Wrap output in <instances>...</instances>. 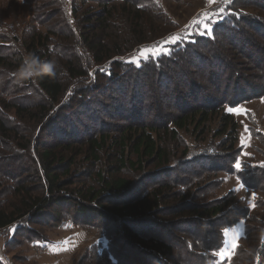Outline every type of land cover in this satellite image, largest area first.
Instances as JSON below:
<instances>
[{
	"label": "trees",
	"instance_id": "16d2710c",
	"mask_svg": "<svg viewBox=\"0 0 264 264\" xmlns=\"http://www.w3.org/2000/svg\"><path fill=\"white\" fill-rule=\"evenodd\" d=\"M18 1L27 4L13 0ZM63 1L33 0V20L41 28L47 24V30L32 26L30 36L13 39L22 52L0 54L7 79L0 85V232L14 228L16 237L47 242L33 226L41 227L45 214L57 210L54 218H47L55 227L65 225L59 210L69 206L82 217L98 215L108 225L103 233L108 247L98 243L84 249L77 264H122L118 243L143 258L135 264H264V201L244 206L231 192L210 199L222 182L220 175L264 195V164L236 167L239 126L225 111L264 97V0H219L186 26L171 22L153 0H69L67 10ZM91 3L98 8L89 7ZM56 14L61 21L52 23ZM120 21L128 26L127 35L121 34ZM74 27H80L78 33ZM114 36L110 45L107 39ZM3 41L5 35L0 44L8 46L0 45V52L14 49ZM124 78L141 86L147 81L164 86L162 98L176 114H157L160 110L146 103L150 123H140L139 115L126 125L112 126L111 135L96 132L81 141H51L55 113L63 112L60 119L66 118L73 83L87 81L81 91L98 93ZM16 80L18 85L10 83ZM149 100L155 101H139L145 106ZM170 143L183 149L181 157ZM103 151H108L111 173H94L90 186L74 182L76 158L83 154L82 162L92 170L102 162ZM21 157L23 166H16ZM152 165L158 171L150 177L178 178L144 187L150 179L142 177L137 183L120 176L142 173ZM24 166L35 170L28 173ZM183 169L187 175L179 172ZM203 177L213 182L200 187ZM71 223L86 226L84 221ZM237 225H243L242 242L230 260L219 262L222 231ZM191 226L193 233L179 230ZM200 228L203 237L198 236ZM160 229L188 234L172 236L171 243L170 235L155 232ZM177 245L187 262L176 254Z\"/></svg>",
	"mask_w": 264,
	"mask_h": 264
},
{
	"label": "rangeland",
	"instance_id": "374dc122",
	"mask_svg": "<svg viewBox=\"0 0 264 264\" xmlns=\"http://www.w3.org/2000/svg\"><path fill=\"white\" fill-rule=\"evenodd\" d=\"M25 1L27 2V4L23 3L22 1L14 3L13 0H0V36L2 37L5 35V37H7V41H3L2 43L8 42L11 47L14 48H10L9 51L6 52H0V54L4 53L5 55H8L10 52L17 50L22 52L19 41L17 44L13 39H15L16 37H20L21 39V37L30 36V28L32 26H34L36 29H43V32L47 30V24H44L45 26H42L44 28H41L39 24L37 25L38 20H33L31 11L33 0ZM153 1L164 9L165 14H167L168 19L171 22L180 26H186L197 14L205 15L210 7L219 2V0ZM63 3L64 8H66V10L69 9L70 1L64 0ZM96 5V3H91L89 7H92V9H96L98 8ZM89 7L86 8V10L92 13L93 10L89 9ZM59 21H61L60 14L54 15L52 23H57ZM69 24L71 27L73 26L71 22H69ZM119 25H121V34L123 36L127 35L128 26H123L121 21L119 22ZM79 28L80 27H74L76 33L79 32ZM115 39L116 38L114 36L113 38H108L107 41L111 45L113 44ZM0 45L2 46L4 44ZM59 73L60 77H62L63 73L60 71ZM22 75L24 76L25 73H22ZM63 78L64 76L62 77V81ZM6 80L7 79L2 74V69L0 67V85H6ZM123 81V83L116 82L111 86L105 85L98 93L91 91H86L84 93L81 91V87L86 85L87 81H84L79 85H76L77 83H73V85H71L72 83H68V86L71 85V88H69L70 90H72V96H69L70 98H68L69 100L67 101V103H65L67 99L64 101V103L67 104L69 110L64 114V117L66 118H64L63 120L60 119L63 112L59 114V112L57 111L55 113V123L53 122L54 124H52L51 127L55 124L56 126H54L55 129L51 128V131H49V137L51 141L57 142L65 139H69L74 142L81 141L83 139H86V137L90 134L96 132H105V134L109 133L111 135L113 134V130L111 128L112 126L118 127L126 125V123L128 124V122L131 121L134 116L137 117L139 115L144 119H141L140 123H150L151 117L145 118V116H147L145 114V110H148L149 107H153L152 109L155 108L157 110H160L157 114H162V112L165 113L168 111L174 113L172 109L168 108L167 102H165L162 98V95L164 96L167 93L164 86H159V84L155 83L151 84L150 81L146 82V86H141L139 85V81L136 80V83H134L130 80L127 81L126 78H124ZM10 83L12 85H18L20 81H10ZM88 86L86 87L87 89L92 88V86ZM15 89L16 88H12L9 93L13 94ZM19 96L21 97V94ZM141 97H146V99H155V101L149 100V102L144 103L145 106H142L141 102L139 101ZM146 103H150V106L147 107ZM80 104L82 106H79ZM235 109H240V113L237 114L234 111ZM225 111L233 116L239 126L236 147L241 149V154L238 159L240 167L237 169H240L242 164H264V97L252 102L241 103L234 108L226 107ZM151 115L153 117L154 113H152ZM52 117L53 115L48 120H51ZM136 119H138V117ZM107 126L110 127L109 130L107 129ZM169 148L174 151L175 155L179 154V157H181V152L183 149L180 148L177 143L174 145L170 143ZM107 153L108 151L102 152V162L95 166L92 170L89 163L82 162L83 154L79 155L75 160L76 166L71 168L74 172V174L71 176L73 177L72 180L76 183L77 181L84 182L87 186H90V180H92L94 173L96 174L100 171H104V175L111 173V170L109 169L110 160L107 159ZM111 153L113 154L114 152ZM130 158L134 159V157ZM15 161L16 166H23L25 158L21 157L20 159ZM176 162L177 161H175V163ZM25 169L28 173H32L35 170L33 166H27L25 167ZM154 170L158 171L156 168H154L153 165L145 166L144 172H142L144 174L123 172L120 174V176L126 179L134 180L137 183L142 181V177L150 179V183H142L144 187L152 186L153 183L158 184L160 181H173L178 178L174 176H159L157 178L150 177L156 174ZM58 171L61 172L62 170L58 169ZM179 172L187 175L186 169H183ZM140 175L143 176L139 177ZM217 178L221 179L222 182L220 184L218 183L219 186L217 185V192L211 193L210 199L212 200L221 198L227 193L231 192L234 193L236 197L243 202L244 206L246 205L248 207H252L254 205V202L258 199H262L264 201V195L259 194L256 191L246 190L236 179L228 178L224 175H220ZM153 179H155V181ZM212 179L213 178L203 177V179L199 182V186L202 187L205 184L212 183ZM259 195H262L263 198ZM57 211L47 212V214H45V217L42 219L41 227L33 226L32 228L33 232L37 234V236L41 235L45 237L47 239V242L41 243L35 242L34 240L26 241L27 236L16 237L14 236V228H9L5 232H0V256L7 255L10 259L9 264H77L76 262L82 255L84 249L98 243L101 244L102 249H106L108 247L109 242L103 235V233L108 230V225L101 219H98V215H88L82 217L81 215L75 213L77 211H75L74 208L66 206L59 210L60 212H62L60 216L65 217L64 219L67 220L66 224L63 226L55 227L56 222L50 221L47 216L50 215L54 218L53 215H56ZM255 213H257L258 217L260 216V212L256 211ZM73 220L84 221L86 226H75L71 223ZM242 228L243 225H237L229 228L227 227L222 231L224 235V245L222 250L218 254L219 262L231 259L235 247L242 242ZM200 229H202V233L199 232L198 236L203 237L204 229L206 230L207 228L204 227V229ZM179 230H188V233H193L194 228H192V226L190 228L181 227L179 228ZM155 232L161 236L170 235V238L168 240L171 243L174 240L172 239V236L179 237V235L185 236L188 234L180 233L179 231H177L175 234L172 233L171 235L170 233L165 232L162 229H160L159 231L155 230ZM195 233H197V229ZM149 234L153 235L155 233L151 232ZM112 238L115 241L116 237L112 235ZM243 244L245 245V243ZM233 245H235V247H233ZM175 248L176 254L180 256V259L183 258L184 261H186V258L184 257L180 246L177 245L175 246ZM245 248L248 249L247 246H245ZM129 250L130 249L124 247L121 248V245L118 243L116 251L119 253L122 264H135L136 262L143 259L140 256L139 259H137L134 255L135 252L132 251L133 254H131ZM221 253H223V255H221ZM127 260L129 261L127 262ZM145 264L150 263L146 262Z\"/></svg>",
	"mask_w": 264,
	"mask_h": 264
},
{
	"label": "snow or ice",
	"instance_id": "6c2138e0",
	"mask_svg": "<svg viewBox=\"0 0 264 264\" xmlns=\"http://www.w3.org/2000/svg\"><path fill=\"white\" fill-rule=\"evenodd\" d=\"M205 31H206L208 34H211V30H210L209 28H207V26H205ZM173 42L175 43V39H173ZM234 111H235L237 114H239L241 110H240V109H235ZM236 167H237V168L240 167L239 163L236 164ZM233 247H235V245H233ZM221 255H223V253H221Z\"/></svg>",
	"mask_w": 264,
	"mask_h": 264
},
{
	"label": "built area",
	"instance_id": "2783aa9c",
	"mask_svg": "<svg viewBox=\"0 0 264 264\" xmlns=\"http://www.w3.org/2000/svg\"><path fill=\"white\" fill-rule=\"evenodd\" d=\"M0 260L4 263V264H9L10 263V259L7 255L4 256H0Z\"/></svg>",
	"mask_w": 264,
	"mask_h": 264
},
{
	"label": "crops",
	"instance_id": "0c3cea01",
	"mask_svg": "<svg viewBox=\"0 0 264 264\" xmlns=\"http://www.w3.org/2000/svg\"><path fill=\"white\" fill-rule=\"evenodd\" d=\"M1 261V260H0Z\"/></svg>",
	"mask_w": 264,
	"mask_h": 264
}]
</instances>
